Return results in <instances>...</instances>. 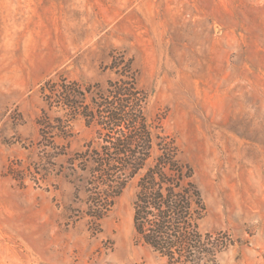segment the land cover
I'll return each instance as SVG.
<instances>
[{
  "label": "rangeland",
  "instance_id": "rangeland-1",
  "mask_svg": "<svg viewBox=\"0 0 264 264\" xmlns=\"http://www.w3.org/2000/svg\"><path fill=\"white\" fill-rule=\"evenodd\" d=\"M113 62L192 168L215 264H264V0H0V264H167L136 235V179L86 214L67 160L95 128L40 142L63 116L42 88L104 90Z\"/></svg>",
  "mask_w": 264,
  "mask_h": 264
},
{
  "label": "trees",
  "instance_id": "trees-1",
  "mask_svg": "<svg viewBox=\"0 0 264 264\" xmlns=\"http://www.w3.org/2000/svg\"><path fill=\"white\" fill-rule=\"evenodd\" d=\"M112 69L117 78L104 90L82 91L65 81L42 88L49 106L55 104L63 116L43 111L37 122L41 144L47 147L53 136L68 135L70 121L81 116L95 128V138L67 164L77 192L86 195V214L102 220L136 179L133 224L138 239L167 264H215L222 245L199 229L206 209L192 168L180 162L160 123L149 122L146 96L128 64L113 62Z\"/></svg>",
  "mask_w": 264,
  "mask_h": 264
}]
</instances>
